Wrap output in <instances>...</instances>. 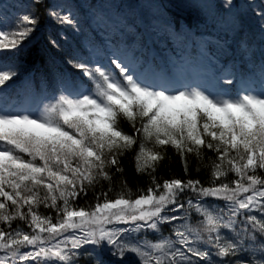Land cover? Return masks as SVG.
<instances>
[{"label":"snow or ice","instance_id":"obj_1","mask_svg":"<svg viewBox=\"0 0 264 264\" xmlns=\"http://www.w3.org/2000/svg\"><path fill=\"white\" fill-rule=\"evenodd\" d=\"M48 15L78 26L71 13L51 8ZM38 22L28 12L13 28L0 26V50H19ZM68 63L91 87L62 92L33 112L4 91L17 72L0 62V264H78L82 256L105 264V249L119 264L129 253L138 264H264V176L257 174L264 171V90H181L147 83L118 59L112 61L118 72ZM168 146L186 174L189 156L210 167L209 186L159 181ZM134 147L136 173L149 176V187L133 196L121 179L115 198L102 192L93 205L78 206L102 180L111 191V170L123 173L121 158ZM204 149L214 154L207 164ZM41 205L55 215L41 213ZM16 220L25 227H13ZM164 224L171 225L169 236ZM149 232L158 238L150 240Z\"/></svg>","mask_w":264,"mask_h":264},{"label":"trees","instance_id":"obj_2","mask_svg":"<svg viewBox=\"0 0 264 264\" xmlns=\"http://www.w3.org/2000/svg\"><path fill=\"white\" fill-rule=\"evenodd\" d=\"M51 8L61 14L71 13L78 22L77 28L60 24L50 17L48 11ZM0 10L5 30L13 28L18 18L28 12L37 16L39 21L19 50H0L5 63L13 65L17 72L5 89H19L30 81L47 84L62 74H72L70 78H74L77 72L68 61L75 62L76 53L83 47L99 51L107 47L120 55L132 57L140 69L162 72L167 76L170 75L167 71L170 63L178 66L202 61L207 67L219 66L234 80L229 91L244 84L243 79L247 77L264 79V30L261 28L264 25L261 16L264 0H232L227 7L225 0H42L38 5L34 0H0ZM53 40L57 42L55 46L51 43ZM241 41L245 43L244 48ZM121 127L129 134L133 131L125 120L121 121ZM135 150L134 147L121 158L123 173L111 170V191L109 182L102 180L76 204L80 207L93 205L102 192L115 198L122 190L121 179L127 181L133 196L142 189L146 190L151 181L149 176L136 173ZM203 151L207 164V158H214V154L207 149ZM189 160L186 174L179 155L168 146L165 159L155 173L158 180L192 179L209 186L212 179L210 167L198 164L194 156H189ZM257 174L264 176V171L258 169ZM228 179H235V175L229 173ZM208 203L223 206L224 202L209 199ZM39 211L55 215L42 205ZM198 219L193 213L194 226ZM17 224L25 227L22 221H13V227ZM161 228L163 235L171 234V225L164 224ZM147 236L150 240L158 238L151 232ZM90 248L85 246V250ZM103 256L105 264H119L107 249ZM78 264H92V261L82 256ZM123 264H138V260L129 253Z\"/></svg>","mask_w":264,"mask_h":264},{"label":"rangeland","instance_id":"obj_3","mask_svg":"<svg viewBox=\"0 0 264 264\" xmlns=\"http://www.w3.org/2000/svg\"><path fill=\"white\" fill-rule=\"evenodd\" d=\"M4 10L7 11L6 9H4ZM2 15H3V13L0 10V16H2ZM112 57L114 59H116L115 56L112 55ZM88 65L92 66V67H94V66H103L106 69H110V70H112L114 72H118V70L115 69V67H112L108 63V61H100V60H97L96 58H93L91 63L88 64ZM190 68H192L194 71H192ZM190 68L188 69V72L186 73L187 78L179 77L178 79H174L173 80L175 85L173 84L172 88L181 89L182 90L186 86H199L200 88L208 89L209 91H216L217 89H220V88H223V89L227 90V83L224 82L226 79H223L221 77V75H219L218 80H216L213 77V73H212L213 69L212 68L207 67L208 70L205 71V72H203L201 70L203 68H198V67H190ZM80 74H81L83 79L85 78L88 81V84H87V86L85 88H80L78 90H83V89L91 87V83L88 80V78L83 76L82 72ZM136 74L138 75V72ZM251 79H252L251 77H247V78H245V81H248V80H251ZM145 82H147V81H145ZM166 82H167V86L171 87L170 81H166ZM147 83H149V82H147ZM250 85L251 84H246V87H239L238 91L236 93L241 92L244 89L253 90L255 92H260V91L264 90V85H262V84H258L255 88H253ZM62 92H73V93H75L76 91L75 90H73V91L61 90L59 92V95ZM59 95H57V96H59ZM55 98L56 97H54V99ZM54 99H52L51 101L39 100L36 103V106L35 105L31 106V105L34 104V101H35L34 96L33 97L32 96H27L24 99V101H23L24 103L22 102L23 103L22 106L25 107V108H28L29 110H31L33 112H35L37 109L43 108L44 105H46V104H48L50 102H53Z\"/></svg>","mask_w":264,"mask_h":264}]
</instances>
